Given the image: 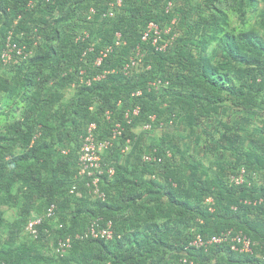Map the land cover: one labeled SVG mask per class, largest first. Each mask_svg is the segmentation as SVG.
I'll return each mask as SVG.
<instances>
[{"label": "trees", "instance_id": "16d2710c", "mask_svg": "<svg viewBox=\"0 0 264 264\" xmlns=\"http://www.w3.org/2000/svg\"><path fill=\"white\" fill-rule=\"evenodd\" d=\"M117 1L0 0V264H264V0ZM92 123L124 129L104 199L79 175ZM96 220L112 239L85 238ZM227 230L253 252L191 246Z\"/></svg>", "mask_w": 264, "mask_h": 264}, {"label": "built area", "instance_id": "2783aa9c", "mask_svg": "<svg viewBox=\"0 0 264 264\" xmlns=\"http://www.w3.org/2000/svg\"><path fill=\"white\" fill-rule=\"evenodd\" d=\"M49 1V0H46ZM33 5V1L30 2V6ZM121 5V0L117 1L116 6ZM112 8H114L113 4L111 5ZM91 12H94V10H91ZM114 13L111 11L109 13V16L112 17ZM170 32V29H166L164 33L168 34ZM151 33L154 34V44L158 42V40H161V33L162 30L154 23H150L148 26V30L144 33L143 40L147 41L151 37ZM86 33H83V36ZM84 39L81 37V35L77 38V41ZM124 43L122 34L120 32L116 33V45H121ZM166 48V45L161 47V49ZM112 49L109 48L106 52L101 53V56L97 59L96 65H100L103 58L107 57L108 53L111 52ZM17 53V55L23 54V49L17 48L16 45H13L12 47L9 45V49H7L3 54V60L4 62H9L13 60V53ZM140 54V51L137 52V56ZM141 62V58L139 59H132L131 63L126 65L125 71L127 72L130 67H134L138 65ZM102 76H98L95 78V80L101 79ZM153 85H156L155 83ZM141 92H137L135 95L139 96ZM134 115L139 114V108L134 109L133 111ZM109 115V113H107ZM109 118V116H107ZM129 114L126 115V118H129ZM128 124H131V120H128ZM144 129L149 130L151 129V125H146ZM97 130V125L92 123L89 125L88 128V134L84 138L83 146L81 149V155H80V167H79V175L84 177L87 176L91 179V183H87V187L93 189V193L97 195L98 197L104 199L105 195L100 192V183L101 178L103 175H108L109 177L114 176L115 169L113 167H104L102 164L101 156L100 154L107 150L109 147L113 145V142L122 136L124 129L121 127L120 124H116L115 128L112 131L111 140H104L99 141L97 137H95V132ZM144 160L147 162L151 161H160L156 159L154 156H144ZM245 180V171L242 170L240 174L233 175L231 177V182L236 185H241ZM211 201V199H209ZM56 207L52 206L48 210L47 217H53L54 211ZM100 220L94 221L88 232L85 234V238L93 237V238H101V239H112L114 236V232L112 230V223L108 222L105 227H102L99 225ZM42 224V219H37L34 221H30L27 226V232L30 234V236H33L34 238H37L38 236V229L37 227ZM70 239L66 240L65 242H60L59 246L57 247L56 251L58 253H62L66 250V248L70 247ZM222 244H228L232 251L236 253H252L254 242L247 236L244 235L241 232H235L233 230H227L219 235H215L211 237L210 239L205 240L202 236L198 235L191 243V246H194L196 248H204L208 249L212 245H222Z\"/></svg>", "mask_w": 264, "mask_h": 264}, {"label": "rangeland", "instance_id": "374dc122", "mask_svg": "<svg viewBox=\"0 0 264 264\" xmlns=\"http://www.w3.org/2000/svg\"><path fill=\"white\" fill-rule=\"evenodd\" d=\"M156 134H157V135H160L161 132H160V133L158 132V133H156ZM156 134H155V136L158 137ZM149 141H150V137H148V139L146 140V142L149 143ZM135 159H136V157L133 158V160H135ZM9 215H10V214H9ZM52 249H53V247H52Z\"/></svg>", "mask_w": 264, "mask_h": 264}]
</instances>
